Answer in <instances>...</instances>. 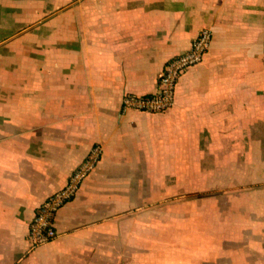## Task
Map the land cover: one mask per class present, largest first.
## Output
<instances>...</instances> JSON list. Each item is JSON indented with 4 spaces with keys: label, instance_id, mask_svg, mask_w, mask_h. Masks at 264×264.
Instances as JSON below:
<instances>
[{
    "label": "crops",
    "instance_id": "obj_1",
    "mask_svg": "<svg viewBox=\"0 0 264 264\" xmlns=\"http://www.w3.org/2000/svg\"><path fill=\"white\" fill-rule=\"evenodd\" d=\"M202 29L174 106L122 112ZM0 264H264V0H0Z\"/></svg>",
    "mask_w": 264,
    "mask_h": 264
},
{
    "label": "built area",
    "instance_id": "obj_2",
    "mask_svg": "<svg viewBox=\"0 0 264 264\" xmlns=\"http://www.w3.org/2000/svg\"><path fill=\"white\" fill-rule=\"evenodd\" d=\"M211 41V31L202 29L191 40L185 53L174 56L165 63L159 73L155 93L151 95L124 94L121 100V111L158 114L170 110L174 106L175 90L179 79L188 69L203 61L210 49ZM101 158V146H92L86 157L69 175L65 185L49 195L36 208L27 232V241L31 248L48 244L56 238L57 233L54 227L56 213L76 197Z\"/></svg>",
    "mask_w": 264,
    "mask_h": 264
}]
</instances>
